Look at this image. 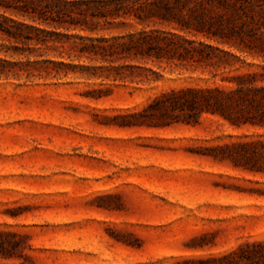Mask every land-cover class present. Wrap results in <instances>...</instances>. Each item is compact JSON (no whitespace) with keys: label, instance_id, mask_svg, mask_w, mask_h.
<instances>
[{"label":"rangeland","instance_id":"374dc122","mask_svg":"<svg viewBox=\"0 0 264 264\" xmlns=\"http://www.w3.org/2000/svg\"><path fill=\"white\" fill-rule=\"evenodd\" d=\"M254 11L247 13L263 20ZM90 28H48L70 37L64 49H42L43 59L75 66L67 76L0 81V264H174L264 240V173L208 156L211 147L264 138V128L209 114L187 124L177 113L158 125L143 112L171 90L227 87L233 76L259 71L264 52L158 20L97 17ZM141 30L238 58L219 67L148 60L142 67L155 74L147 79L113 81L111 65L81 55L72 37L90 46Z\"/></svg>","mask_w":264,"mask_h":264},{"label":"trees","instance_id":"16d2710c","mask_svg":"<svg viewBox=\"0 0 264 264\" xmlns=\"http://www.w3.org/2000/svg\"><path fill=\"white\" fill-rule=\"evenodd\" d=\"M256 8L263 14L264 0H0V81L29 82L32 78L67 76L75 66L63 60L43 59L42 49L56 43L64 49L62 39L68 41L70 37L48 28L66 32L88 30L97 17H132L139 24L153 20L171 22L193 36L201 34L222 43L237 41L241 52H264V32L260 31L264 17L262 20V16L247 13ZM258 33L262 38L257 37ZM72 37L81 41V55H98L111 65L113 81L147 79L146 72L155 74L142 67L148 60L219 67L228 65L231 57L238 58L209 44H196L183 35L164 31L141 30L112 39H90V46L83 37ZM58 57L62 58V53ZM133 61L141 65L131 64ZM229 83L227 87L171 90L156 97L143 112L149 111L147 116L155 118L158 125L174 123L173 114L177 113L187 124H196L202 115L209 114L236 128H264V65L259 71L233 76ZM208 156L250 172L264 173V138L211 147ZM174 264H264V240L246 241L217 257Z\"/></svg>","mask_w":264,"mask_h":264}]
</instances>
